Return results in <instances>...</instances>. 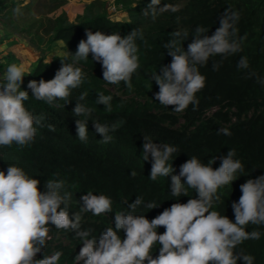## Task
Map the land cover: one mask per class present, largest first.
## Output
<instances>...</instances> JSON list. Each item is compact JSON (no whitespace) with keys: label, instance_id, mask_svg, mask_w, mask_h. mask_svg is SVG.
<instances>
[{"label":"trees","instance_id":"1","mask_svg":"<svg viewBox=\"0 0 264 264\" xmlns=\"http://www.w3.org/2000/svg\"><path fill=\"white\" fill-rule=\"evenodd\" d=\"M115 1L117 6L122 3L121 6L126 8L127 18L111 19L101 8L104 6L99 5L100 0L97 12L87 9L84 15H76L73 19L75 15L63 10L56 17H47L59 5L54 0L48 11L40 13L43 15L25 26L26 34L39 43L44 39L39 33L43 30L47 35L46 49L61 41L65 53L53 55L50 60L45 55L38 56L31 70L24 72L21 90L29 93L25 107L41 122L35 125L37 134L30 144L0 147V171L6 172L8 165L16 164L30 177L40 181L38 188L41 192L47 180H63L65 187L61 194H72L68 205L70 215L83 207L81 197L89 191L93 195L110 197L112 212L100 216H93L91 212L83 214L82 228L91 229V236L98 238L104 229L114 228L115 213L128 212V204L136 197H142L144 204L136 209L135 214L145 215L149 221L173 203H186L189 198H196L195 191L187 186V196L173 197L170 176H159L155 181L149 179L153 161L150 153L148 160H143L145 136L157 145L177 147L178 151L167 162L174 169L172 175H178L180 166L192 156L203 164H211L213 158L226 156L228 150L235 149L234 159L241 161L244 171H238L234 181L218 189L220 199L211 209L235 222L231 205L242 195L240 185L264 175V84L259 82L264 80V0H161V6L168 3L178 6L179 10L164 12L154 21L141 14L150 0ZM0 2V12L5 13L7 2ZM22 2L18 0L13 6L22 8ZM226 9L239 14L235 26L241 50L235 54L211 56L206 64L197 65L206 82L205 87L196 93L199 100L196 110L190 104L185 111L177 113L173 111L174 106L161 105L155 99L159 87L151 76L154 72L160 75L161 67L169 66L172 61L164 44L174 39L172 33L179 31L181 36L175 38L177 45L187 51L196 27L206 28L208 31L204 35L210 37L220 26V17ZM86 29L106 35L116 31L121 37L133 29L142 31L143 39H136L140 67L132 75L131 88L123 82L116 85L105 82L102 65L92 59L91 53L88 59L73 63L78 43L86 40ZM6 34L4 31L0 41L8 36ZM67 52L71 55L66 56ZM241 57L247 59L248 68L237 67ZM61 60L82 69L85 75L83 83L71 90L67 104L64 100L56 102L59 106L36 100L27 88L28 82L54 78L61 67ZM213 64L218 65V70H213ZM3 78L4 75L0 76V81ZM100 92L113 98L110 112L102 104H96L97 93ZM81 94H86L82 101L79 100ZM76 102L91 108V116H74L72 110ZM77 119H88L86 142L77 137ZM96 121L117 126L109 133L113 137L111 142L101 141L102 137L93 126ZM220 128L229 129L231 135L218 134ZM220 163L216 159L213 169ZM181 179L183 183L184 178ZM148 203L158 206L148 209L144 206ZM253 229L261 232V238L244 241L236 251L243 250L245 254L254 256V264H264V226L249 224L245 230L251 232ZM163 231L162 227L157 229L158 234ZM120 235L123 239V232ZM50 236L47 247L36 258L43 259L44 255L61 251L63 255L58 264H75L74 258L82 247V241L74 233L55 227L51 228ZM157 247L159 245L153 248L154 257L158 254ZM237 264H243V261L238 260Z\"/></svg>","mask_w":264,"mask_h":264},{"label":"clouds","instance_id":"2","mask_svg":"<svg viewBox=\"0 0 264 264\" xmlns=\"http://www.w3.org/2000/svg\"><path fill=\"white\" fill-rule=\"evenodd\" d=\"M178 10L176 5L164 3L161 6V0H150L141 14L154 21L164 12ZM13 12L19 15L20 6ZM238 20V12L226 9L220 17V26L210 37L204 35L208 31L206 28L197 26L187 51L177 45L175 38L181 33H172L174 39L164 44L172 61L169 66L161 67L160 75L154 72L151 76L159 87L155 99L161 105L174 106L173 111L177 113L185 111L190 104L193 110L198 108L196 93L205 87L206 77L198 71L197 65L206 64L211 56L235 54L241 50L236 38ZM85 35L86 40H80L77 45L73 63L88 59L91 53L92 59L102 65L105 82L113 85L123 82L131 88L132 75L140 67L136 39H143L142 31L133 29L121 37L116 31L106 35L86 29ZM67 55L71 54L67 52ZM237 67L248 68L247 59L241 57ZM213 70H218L217 64H213ZM24 72V65L12 63L0 81V147L30 144L37 134L35 125L41 122L25 107L29 93L21 90ZM84 79L80 67L61 60L54 78L40 79L39 82L30 80L27 88L36 100L59 106L56 102L64 100L67 104L71 90L80 87ZM259 82L264 84V80ZM97 94L96 104H102L110 112L113 98L102 92ZM85 97L86 94H81L79 100ZM72 112L76 117H90L92 109L76 102ZM87 121H75L76 134L82 142L88 140ZM93 126L103 143L112 141L109 133L116 130L115 124L96 121ZM217 132L231 135L227 128H220ZM144 141L143 160L147 161L150 153L153 161L149 179L155 181L159 176H170L173 197L187 196V188H191L196 198H189L186 203H173L149 221L145 215L135 214L136 209L144 204L142 197H136L128 204V212L115 213L114 228L104 229L97 238L91 236V229L82 228L83 214L91 212L93 216H100L112 212L110 197L93 195L89 191L81 197L83 207L70 215L68 205L72 194H61L65 187L63 180H47L41 192L38 179L30 177L16 164H10L6 172L0 171V264H58L63 255L61 251L44 255L43 259L36 258L47 247L52 227L70 231L82 241L74 258L75 264H237L238 260L243 264H254V256L236 249L244 241L261 238L259 230L248 232L245 229L249 224L264 226V175L240 185L242 195L231 205L235 217L232 222L211 209L220 199L218 189L234 181L238 171H244L241 161L234 159L235 149L228 150L226 156L213 158L211 164H203L192 156L180 166L178 175H172L174 169L167 162L178 151L177 147L157 145L147 136ZM216 159L221 163L214 170L212 164ZM181 178H184L183 183ZM144 206L153 209L158 205L148 203ZM160 227L164 229L162 234L157 233ZM156 245H159L158 254L154 257Z\"/></svg>","mask_w":264,"mask_h":264},{"label":"rangeland","instance_id":"3","mask_svg":"<svg viewBox=\"0 0 264 264\" xmlns=\"http://www.w3.org/2000/svg\"><path fill=\"white\" fill-rule=\"evenodd\" d=\"M7 2V9L4 12H0V39L4 31H7V36L0 41V76H3L6 72L8 65L16 63L17 65H24L25 72H29L32 66L36 62V58L41 55H45L47 60H50L53 55H62L65 53L63 43L57 41L56 45L51 49H46L47 35L40 30L44 39L39 43L37 39L26 34L24 30L26 25H29L34 19L43 15L54 0H20L23 1L21 12L19 15L14 14L13 4L18 0H5ZM93 1V2H92ZM99 0H56L59 5L55 7L51 12L47 14V17H56L63 10H68L76 18V15H84V11L88 9L92 12L99 11L97 7ZM127 1V0H126ZM139 1V0H130ZM1 4V2H0ZM96 4V5H95ZM103 5L104 12L109 14V17L113 20H121L127 18L126 8L118 4L115 0H101L99 5ZM121 6V7H120ZM28 7V8H27ZM9 10V14H8ZM40 15V13H42ZM35 31V28L32 29ZM13 40V42H10ZM82 264V262H81Z\"/></svg>","mask_w":264,"mask_h":264},{"label":"crops","instance_id":"4","mask_svg":"<svg viewBox=\"0 0 264 264\" xmlns=\"http://www.w3.org/2000/svg\"><path fill=\"white\" fill-rule=\"evenodd\" d=\"M3 35V34H2ZM8 37V36H7ZM10 42H13V40H11ZM54 45H56V43L54 44ZM37 59V58H36Z\"/></svg>","mask_w":264,"mask_h":264}]
</instances>
